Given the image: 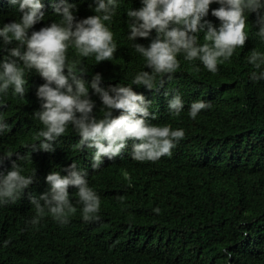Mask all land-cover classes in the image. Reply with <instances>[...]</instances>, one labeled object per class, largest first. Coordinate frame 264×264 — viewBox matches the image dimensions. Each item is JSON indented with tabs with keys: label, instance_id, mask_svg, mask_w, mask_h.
<instances>
[{
	"label": "trees",
	"instance_id": "trees-1",
	"mask_svg": "<svg viewBox=\"0 0 264 264\" xmlns=\"http://www.w3.org/2000/svg\"><path fill=\"white\" fill-rule=\"evenodd\" d=\"M41 2L45 19L29 34L59 22L53 0ZM67 2L76 5L77 21L95 15L94 0ZM117 4L112 22H105L117 45L113 58L97 64L94 56L77 57L70 47L69 61H81L89 84L100 74L102 88L133 87L151 102L148 123L183 129L185 136L171 156L156 162L133 161L129 141L120 156L103 158L95 172L90 152L75 147L80 137L71 125L53 144L54 151H33L43 128L33 115L40 110L36 91L44 81L34 70L26 72L23 97L14 96L11 89L0 93V120L8 126L0 132V174L15 163L22 175L34 179L15 204L0 206V264H264V81L250 79L254 69L247 63L253 49L264 53V42L254 35L255 14L248 16L245 46L218 64L216 73L181 54L172 79L163 77L161 87L157 77L154 89L147 90L131 83L139 72L150 70L127 38V11L139 9L141 0ZM218 7L210 5L205 18L216 27L219 21L211 11ZM17 9L9 0H0V27L19 21L22 13ZM135 43L147 46L150 40L137 38ZM199 43H204L202 33ZM14 46L15 42L7 47ZM4 47L0 41V61L7 55ZM176 93L184 102L179 116L167 109V99ZM89 95L96 105L93 115L102 117L101 100L91 89ZM197 100L211 106L191 119L188 110ZM119 114L113 112L114 117ZM73 162L87 171L88 184L100 198L99 220L82 219L76 189L70 187L77 211L69 222L62 225L46 214L33 226L30 197L48 191L46 176L67 175L63 170Z\"/></svg>",
	"mask_w": 264,
	"mask_h": 264
},
{
	"label": "clouds",
	"instance_id": "clouds-1",
	"mask_svg": "<svg viewBox=\"0 0 264 264\" xmlns=\"http://www.w3.org/2000/svg\"><path fill=\"white\" fill-rule=\"evenodd\" d=\"M22 13L19 21L0 27V41L7 55L0 61V93L12 90L14 96L23 97L26 72L35 71L44 81L36 91L40 110L33 115L43 125L37 133L40 141L33 151H54L53 144L62 137L69 125L80 137L76 148L88 150L92 170L101 168L103 158L113 160L121 155L132 141L131 159L136 162H156L161 157L171 156L172 149L184 138L183 129L173 130L170 125H154L147 122L151 102L133 91V87L121 84L102 88L101 75L93 76L90 84L83 79L87 69L79 59L69 61V48L77 57L94 56L97 64L111 60L117 50L113 32L105 22H112L118 7L117 0H94L95 15L77 21L75 4L67 0H53L52 9L59 22H52L38 31L34 25L45 19L41 0H9ZM219 7L211 15L219 21L216 27L205 18L210 5ZM139 9L127 11L128 40L145 61L146 69L131 81L137 87L153 90L157 77L163 86V77L172 79L180 67L178 55L188 62L199 61L211 73H216L218 64L228 61L237 48H243L248 40L249 14H255L252 24L254 35L264 42V0H141ZM155 31V37L151 34ZM204 43H199V34ZM137 38L148 39L144 46L135 43ZM15 46L8 48V45ZM247 63L254 71L250 79L264 81V53L253 49ZM77 71L80 73L77 74ZM199 71V67L195 68ZM89 89L99 97L103 107L102 117L93 115L96 107L90 98ZM165 97L169 94L164 93ZM210 102L202 100L190 104L188 115L195 119ZM184 108L182 97L176 93L167 99L171 115L179 116ZM118 111V116L113 112ZM151 119L157 117L151 115ZM0 120V132L7 128ZM67 175L51 172L46 176L49 190L39 197L32 195L30 203L35 216L30 223L36 226L46 215L56 222L67 224L77 211L70 199L69 188L76 189L77 203L85 222L99 220L100 198L89 186L87 171H81L73 162L64 169ZM22 169L13 163L11 170L0 174V206L15 204L24 191L34 183L33 176H24ZM127 178V174H126ZM123 199V198H121ZM159 214L160 209H153ZM10 241H5L7 245Z\"/></svg>",
	"mask_w": 264,
	"mask_h": 264
}]
</instances>
